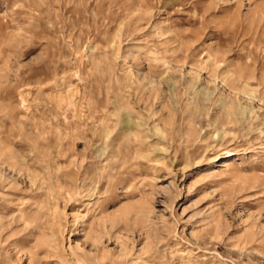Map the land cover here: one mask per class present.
<instances>
[{
  "label": "rangeland",
  "instance_id": "1",
  "mask_svg": "<svg viewBox=\"0 0 264 264\" xmlns=\"http://www.w3.org/2000/svg\"><path fill=\"white\" fill-rule=\"evenodd\" d=\"M0 264H264V0H0Z\"/></svg>",
  "mask_w": 264,
  "mask_h": 264
},
{
  "label": "bare ground",
  "instance_id": "2",
  "mask_svg": "<svg viewBox=\"0 0 264 264\" xmlns=\"http://www.w3.org/2000/svg\"><path fill=\"white\" fill-rule=\"evenodd\" d=\"M224 166V165H223Z\"/></svg>",
  "mask_w": 264,
  "mask_h": 264
}]
</instances>
